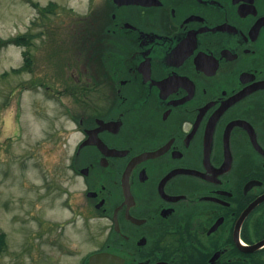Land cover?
<instances>
[{"label": "flooded vegetation", "instance_id": "1", "mask_svg": "<svg viewBox=\"0 0 264 264\" xmlns=\"http://www.w3.org/2000/svg\"><path fill=\"white\" fill-rule=\"evenodd\" d=\"M76 18L67 172L97 231L77 264H264V0Z\"/></svg>", "mask_w": 264, "mask_h": 264}, {"label": "rangeland", "instance_id": "2", "mask_svg": "<svg viewBox=\"0 0 264 264\" xmlns=\"http://www.w3.org/2000/svg\"><path fill=\"white\" fill-rule=\"evenodd\" d=\"M89 2L0 0V229L8 234L0 264H77L97 247L94 224L77 212V189L69 185L76 135H69L65 112L66 64L75 59L66 50L77 46L76 16ZM35 3H54L56 12L44 19ZM42 28L47 35L30 48L33 71L12 73L24 65L27 48L1 41Z\"/></svg>", "mask_w": 264, "mask_h": 264}, {"label": "trees", "instance_id": "3", "mask_svg": "<svg viewBox=\"0 0 264 264\" xmlns=\"http://www.w3.org/2000/svg\"><path fill=\"white\" fill-rule=\"evenodd\" d=\"M41 12L42 16H44L46 19L47 14L48 13H55L56 12V8L57 6L54 3H50V5L48 7H40L37 3L34 4ZM42 33H33V32H28L26 34L23 35H18L17 37H14L12 39L6 40V41H1V44H4L5 46L10 45V44H16L19 46H25L27 48V50L25 51L24 55H25V59H24V65L17 68V69H13L11 70L12 73H21L23 71H28L31 72L33 71L32 67L34 64V59L32 57V54L30 52V48L31 46H34L33 43V39L35 38H39L41 37ZM7 75H4L3 77H5ZM42 82L39 83H33V86H41ZM65 92L67 93V87L65 88ZM5 247V238L4 235L0 233V254L3 250V248Z\"/></svg>", "mask_w": 264, "mask_h": 264}, {"label": "water", "instance_id": "4", "mask_svg": "<svg viewBox=\"0 0 264 264\" xmlns=\"http://www.w3.org/2000/svg\"><path fill=\"white\" fill-rule=\"evenodd\" d=\"M95 257V256H94ZM100 257H102V256H100ZM97 257H95L94 259H96Z\"/></svg>", "mask_w": 264, "mask_h": 264}]
</instances>
